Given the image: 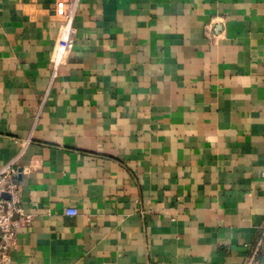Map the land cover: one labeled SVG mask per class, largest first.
<instances>
[{"label": "crops", "instance_id": "obj_1", "mask_svg": "<svg viewBox=\"0 0 264 264\" xmlns=\"http://www.w3.org/2000/svg\"><path fill=\"white\" fill-rule=\"evenodd\" d=\"M57 2L0 0V168L17 158L33 214L8 264H245L264 0H79L53 78Z\"/></svg>", "mask_w": 264, "mask_h": 264}, {"label": "built area", "instance_id": "obj_2", "mask_svg": "<svg viewBox=\"0 0 264 264\" xmlns=\"http://www.w3.org/2000/svg\"><path fill=\"white\" fill-rule=\"evenodd\" d=\"M79 0H58L56 13L61 18L58 37L53 50V78L59 73L75 44V16ZM17 158L0 168V264L12 261V250L17 245L18 229L33 221V214L27 213L22 204L20 174ZM68 214H77L67 209ZM264 247V224L252 254L245 264H256Z\"/></svg>", "mask_w": 264, "mask_h": 264}]
</instances>
